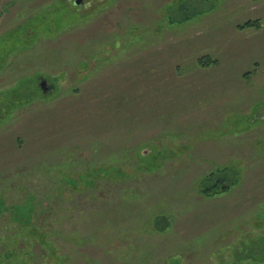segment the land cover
<instances>
[{
	"label": "rangeland",
	"instance_id": "rangeland-1",
	"mask_svg": "<svg viewBox=\"0 0 264 264\" xmlns=\"http://www.w3.org/2000/svg\"><path fill=\"white\" fill-rule=\"evenodd\" d=\"M0 264H264V0H0Z\"/></svg>",
	"mask_w": 264,
	"mask_h": 264
},
{
	"label": "trees",
	"instance_id": "trees-1",
	"mask_svg": "<svg viewBox=\"0 0 264 264\" xmlns=\"http://www.w3.org/2000/svg\"><path fill=\"white\" fill-rule=\"evenodd\" d=\"M245 28H255L258 29L260 28L259 22H247L244 26H242L240 29H245ZM212 64H216V62H212L210 60L204 61H198L197 66L200 68H206L211 66ZM224 174L223 171L218 172L217 174H212L204 180V182L201 183V190L204 194L206 195H218V194H223L229 191V189L234 186L237 182L236 180L233 181L232 183L229 184H224V177L222 176ZM207 182H210L208 184ZM213 183V184H212ZM205 184H208V187H206Z\"/></svg>",
	"mask_w": 264,
	"mask_h": 264
},
{
	"label": "water",
	"instance_id": "water-1",
	"mask_svg": "<svg viewBox=\"0 0 264 264\" xmlns=\"http://www.w3.org/2000/svg\"><path fill=\"white\" fill-rule=\"evenodd\" d=\"M80 2L81 1H77V2L74 3V5H78V4H80ZM44 86H45V83L42 82L41 85H40V88L42 89L43 93L45 94L47 90L48 91L50 90V88L48 89L46 86L45 87Z\"/></svg>",
	"mask_w": 264,
	"mask_h": 264
},
{
	"label": "crops",
	"instance_id": "crops-1",
	"mask_svg": "<svg viewBox=\"0 0 264 264\" xmlns=\"http://www.w3.org/2000/svg\"><path fill=\"white\" fill-rule=\"evenodd\" d=\"M218 67V66H217Z\"/></svg>",
	"mask_w": 264,
	"mask_h": 264
}]
</instances>
